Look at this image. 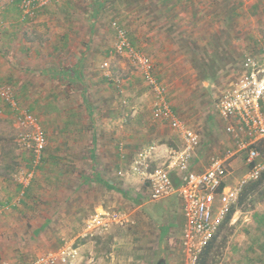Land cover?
<instances>
[{
  "label": "crops",
  "instance_id": "1",
  "mask_svg": "<svg viewBox=\"0 0 264 264\" xmlns=\"http://www.w3.org/2000/svg\"><path fill=\"white\" fill-rule=\"evenodd\" d=\"M79 1L60 0L49 6L36 20L46 22V28L12 27L0 37V86L9 87L21 106L39 118L47 140L38 165L29 151L27 158L22 153L5 159L6 148L0 144V187L13 184L7 195L0 197V214L15 212L10 221L20 219L26 222L21 223L23 226L34 228L29 237L41 236L15 239L34 242L31 254L37 258L58 249L77 229L80 233L92 215L109 209L122 211L130 217V228L114 226L82 242L72 264H153L155 260L158 264L162 259L165 264H180L172 254V243L183 236L186 220L182 201L177 195L151 200L149 183L131 171V164L141 151L153 147L151 170L164 167L170 152L181 147V137L176 132L179 139L170 141L161 134L166 125L171 127L155 116L153 97L150 125L148 120L141 122L144 109L134 111L136 129L124 137L130 149L123 151L119 140L104 143L99 139L93 120L95 107L90 106L86 94L87 83L104 81L102 74L94 75V63L96 69L101 64L93 54L103 48L102 43H90L89 13L79 10ZM17 11L10 18L18 25L30 24L21 21ZM242 70L243 63L232 85ZM3 105L0 99V108ZM0 115L10 117L11 113L3 111ZM155 135L156 143L147 145L153 141L142 140H153ZM203 148L201 138L192 161L196 172L205 170L212 158ZM125 152H134L128 169L121 165ZM178 176L172 171L175 184ZM121 180L128 190L121 188ZM226 183L231 185L227 179ZM15 195L19 197L13 202ZM168 251L171 253L156 259L157 252Z\"/></svg>",
  "mask_w": 264,
  "mask_h": 264
},
{
  "label": "rangeland",
  "instance_id": "2",
  "mask_svg": "<svg viewBox=\"0 0 264 264\" xmlns=\"http://www.w3.org/2000/svg\"><path fill=\"white\" fill-rule=\"evenodd\" d=\"M76 6L89 13L90 43H102L103 48L102 52L93 54L95 58L99 57L101 64L96 69L94 63V75L102 74L104 81L87 83L86 94L90 106L95 107L92 106L93 120L101 141L119 140L123 151L130 149L125 146L124 137L136 129L134 111L137 107L144 109L141 122L148 120V124L149 121L151 123L153 97L155 99L132 60L113 51L116 42L113 23L117 22L128 32L133 44L153 62L157 77L167 87L168 99L175 113L202 138L203 153L215 157L224 155L229 149L236 150L233 139L225 131V123L217 113L216 104L238 79L244 58L259 53L264 39V0H80ZM16 8L12 0H0V37L12 27L29 29L44 25L46 28V22H37V18L48 8L25 25H18L14 18H10L17 14ZM3 111L10 112V109L3 105L0 113ZM11 116L0 115V144L6 148L4 158L22 153L27 158L29 153L22 150L17 141L19 128ZM166 127L161 132L165 139H179L176 132ZM154 137L153 140H142L153 141L146 143L150 145L158 142L155 141L157 135ZM123 155L121 165L128 169L134 152ZM227 169L228 183L235 185L241 181L248 172L243 154L233 156ZM12 185L6 189L0 187V197L7 195ZM120 185L128 190L125 181L121 180ZM17 197L19 195H15L13 202ZM12 213L15 212L7 210L0 214V260L19 264L18 259L27 264L36 257L31 254L35 244L15 242V239H39L41 236L29 237L34 228L23 226L21 223L24 221L20 219L10 221ZM254 214L264 216V199L255 202L252 210L246 207L235 212L221 239H218L220 242L225 238L226 242L219 264H264V223L258 225ZM129 228L130 225L121 227L123 230ZM79 230L64 239H74ZM84 241L87 240L77 242V246ZM180 241L176 239L172 243V254L180 264H191ZM170 253L157 252L156 259L161 254L167 256Z\"/></svg>",
  "mask_w": 264,
  "mask_h": 264
},
{
  "label": "built area",
  "instance_id": "3",
  "mask_svg": "<svg viewBox=\"0 0 264 264\" xmlns=\"http://www.w3.org/2000/svg\"><path fill=\"white\" fill-rule=\"evenodd\" d=\"M60 0H12L20 11L21 21H33L49 6ZM116 42L113 51L126 55L141 73L155 95L154 114L167 122L182 140L180 148L170 152L164 167L151 170L153 147L141 151L131 164V171L149 183L150 199L158 201L177 195L182 201L186 223L181 239L184 253L195 264L199 253L217 232L230 206L238 200L243 186L264 171V155L255 147L264 145V39L257 56H246L239 80L219 98L216 108L225 122V131L235 143L224 155L212 157L202 172L192 169L194 155L200 145V135L175 113L168 99L167 87L157 77L151 59L135 46L128 32L113 23ZM1 28V26H0ZM0 99L10 109L19 128L18 143L33 155L38 165L46 149L47 140L38 118L21 106L9 87L0 86ZM242 153L248 165L245 177L235 185L226 183L228 161ZM172 171L179 176L175 184ZM131 223L128 214L105 210L87 219L82 231L74 239H65L56 249L45 252L27 264H72L78 256L77 242L91 240L110 228ZM0 264H13L0 261Z\"/></svg>",
  "mask_w": 264,
  "mask_h": 264
},
{
  "label": "trees",
  "instance_id": "4",
  "mask_svg": "<svg viewBox=\"0 0 264 264\" xmlns=\"http://www.w3.org/2000/svg\"><path fill=\"white\" fill-rule=\"evenodd\" d=\"M260 143L255 145V147L258 148V150L262 151V153H264V148L261 147L262 145ZM259 199H264V171L261 172L258 178L249 180L243 186L239 194L238 200L230 206V209L225 218L223 219L222 223L220 224L217 232L213 235L208 244L199 253L195 264H219L222 257L221 252L224 249L226 243L225 238H223L222 241L218 242V239H221V234L223 230H225L226 227L230 224L231 219L237 210H244L246 207L247 209L252 210L254 207V203L257 202ZM248 206L250 207L248 208ZM254 218L255 222L258 225L264 223V216L254 214Z\"/></svg>",
  "mask_w": 264,
  "mask_h": 264
},
{
  "label": "water",
  "instance_id": "5",
  "mask_svg": "<svg viewBox=\"0 0 264 264\" xmlns=\"http://www.w3.org/2000/svg\"><path fill=\"white\" fill-rule=\"evenodd\" d=\"M158 264H165V260H164V259L160 260V261L158 262Z\"/></svg>",
  "mask_w": 264,
  "mask_h": 264
}]
</instances>
